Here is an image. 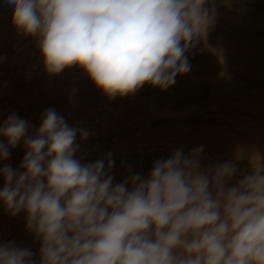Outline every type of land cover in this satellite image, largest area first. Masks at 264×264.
<instances>
[{
    "label": "clouds",
    "instance_id": "9594fccd",
    "mask_svg": "<svg viewBox=\"0 0 264 264\" xmlns=\"http://www.w3.org/2000/svg\"><path fill=\"white\" fill-rule=\"evenodd\" d=\"M18 33L37 38L46 72L82 69L109 98L166 90L214 26L209 0H6ZM87 130L48 108L30 132L10 114L0 160L23 140L18 169L0 168V203L40 241L0 245V264H264V167L235 186L234 162L201 167L202 147L157 159L147 177L113 184L112 153L76 158Z\"/></svg>",
    "mask_w": 264,
    "mask_h": 264
},
{
    "label": "rangeland",
    "instance_id": "374dc122",
    "mask_svg": "<svg viewBox=\"0 0 264 264\" xmlns=\"http://www.w3.org/2000/svg\"><path fill=\"white\" fill-rule=\"evenodd\" d=\"M208 6L215 7V23L189 54L187 74L166 90L145 84L109 98L76 66L48 74L37 38L17 32L11 7L0 0V125L16 113L34 133L42 113L53 108L69 126L89 133L83 142L77 136L76 158L91 163L108 153L117 157L113 184L136 173L147 177L157 159L176 149L188 154L202 147V168L236 164L228 184L235 186L253 166L264 167V0H209ZM0 142L7 143L3 137ZM10 153L0 168H19L23 140ZM5 212L0 203V245L30 248L38 260L40 241L27 229L26 214Z\"/></svg>",
    "mask_w": 264,
    "mask_h": 264
},
{
    "label": "bare ground",
    "instance_id": "6f19581e",
    "mask_svg": "<svg viewBox=\"0 0 264 264\" xmlns=\"http://www.w3.org/2000/svg\"><path fill=\"white\" fill-rule=\"evenodd\" d=\"M31 61H32V60H31ZM24 62H25V61H24ZM20 64H21V63H20ZM14 65H15V64H14ZM18 78H20V77L17 76V79H18ZM58 85H59V84H58ZM145 89H146V88H145ZM149 89H150V88H149ZM65 91H67V90H65ZM71 95H73V94H71ZM3 99H4V98H3ZM43 99H44V98H43ZM30 100H31V99H30ZM20 103H21V102H20ZM33 114H34V113H33ZM34 120H35V119H34ZM116 124H117V123H116ZM118 124H120V123H118ZM118 124H117V125H118ZM113 125H114V124H113ZM89 127H90V126H89ZM112 127H114V126H112ZM91 129H92V128H91ZM91 133H92V132H91ZM94 134H95V133H94ZM91 136H92V135H91ZM93 137H94V136H93ZM183 137H184V136H183ZM90 138H91V137H90ZM88 139H89V138H88ZM86 143H87V142H86ZM116 145H117V144H116ZM120 150H121V148H120ZM117 151H118V150H117ZM123 151H124V149H123ZM78 152H79V151H78ZM107 152H108V151H107ZM115 153H116V152H115ZM120 153H121V151H120ZM113 154H114V153H113ZM121 154H122V153H121ZM121 154H120V156H122ZM117 156H119V155H117ZM120 156H119V157H120ZM113 158H114V157H113ZM116 158H117V157H116ZM116 158H115V161H116ZM6 161H8V160H6ZM6 161H4V162H6ZM7 164H8V163H7ZM19 164H20V163H19ZM19 164H18V165H19ZM123 164H124V162H123ZM147 164H148V163H147ZM124 165H125V164H124ZM124 165H122V166L124 167ZM126 165H127V164H126ZM143 165H144V164H143ZM247 165H248V164H247ZM118 166H119V165H118ZM126 167H127V166H126ZM115 168H117V166H116ZM117 169H118V168H117ZM127 170H128V169H127ZM112 172H113V171H112ZM112 172H111V173H112ZM115 173L117 174V171H116ZM115 173H114V174H115ZM2 184H3V183H2ZM1 189H2V188H1ZM2 213H3V212H2ZM5 213H8V212H5ZM19 214H20V213H19ZM22 214H23V213H22ZM1 216H2V215H1ZM36 258H37V257H36Z\"/></svg>",
    "mask_w": 264,
    "mask_h": 264
}]
</instances>
